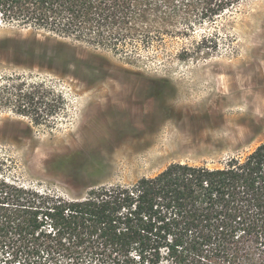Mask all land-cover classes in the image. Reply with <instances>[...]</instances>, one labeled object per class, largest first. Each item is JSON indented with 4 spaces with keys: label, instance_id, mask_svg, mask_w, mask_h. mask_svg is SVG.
Here are the masks:
<instances>
[{
    "label": "rangeland",
    "instance_id": "obj_1",
    "mask_svg": "<svg viewBox=\"0 0 264 264\" xmlns=\"http://www.w3.org/2000/svg\"><path fill=\"white\" fill-rule=\"evenodd\" d=\"M34 36L0 24L2 94L43 82L65 104L49 124H35L31 99L2 103L8 179L78 198L173 162L215 167L264 142V0H244L187 34L164 35L128 54L65 39L67 65L38 66L4 42ZM4 250L3 260L11 257ZM55 262L65 260L39 264Z\"/></svg>",
    "mask_w": 264,
    "mask_h": 264
},
{
    "label": "trees",
    "instance_id": "obj_2",
    "mask_svg": "<svg viewBox=\"0 0 264 264\" xmlns=\"http://www.w3.org/2000/svg\"><path fill=\"white\" fill-rule=\"evenodd\" d=\"M242 1L0 0V24L35 34L4 40L19 47L16 54L38 66L67 65L65 39L128 54L187 34ZM18 89L4 95L0 85V106L31 99L35 124H49L65 104L43 82ZM4 166L0 156V250L11 254L0 264L20 257L18 264L44 257L65 260L59 264H264V142L215 167L173 162L78 198L8 179Z\"/></svg>",
    "mask_w": 264,
    "mask_h": 264
}]
</instances>
